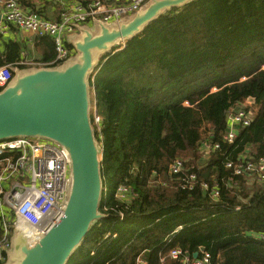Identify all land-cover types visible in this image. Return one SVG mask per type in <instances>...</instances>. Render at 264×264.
<instances>
[{
  "label": "trees",
  "instance_id": "obj_1",
  "mask_svg": "<svg viewBox=\"0 0 264 264\" xmlns=\"http://www.w3.org/2000/svg\"><path fill=\"white\" fill-rule=\"evenodd\" d=\"M16 2L43 17L32 0ZM32 45L40 67L19 65L25 44L0 36V67L55 69L59 63L47 65L53 40L35 37ZM89 90L101 120L97 126L90 116L105 218L91 224L66 264H136L138 256L176 264L171 249L192 256L200 248L212 264H264V241L255 238L264 235V183L248 186L226 168L244 156L264 158V0H189L163 9L98 57ZM243 104L252 121L224 143L227 116ZM204 141L220 149L200 154ZM176 159L184 171L172 176ZM189 173L216 187L218 199L182 189ZM120 185L132 192L126 202L115 197Z\"/></svg>",
  "mask_w": 264,
  "mask_h": 264
},
{
  "label": "built area",
  "instance_id": "obj_2",
  "mask_svg": "<svg viewBox=\"0 0 264 264\" xmlns=\"http://www.w3.org/2000/svg\"><path fill=\"white\" fill-rule=\"evenodd\" d=\"M63 9L58 20H49L40 15L22 9L16 0H0V36L10 28L25 31L33 37H48L53 40L55 58L47 65L65 62L71 55L66 46V36L75 33L78 26L93 21L118 24L125 16L137 13L149 0H90L86 4L65 3L64 0H51ZM19 65L40 67L44 64L29 61L26 53H21ZM14 68L9 65L0 67V88L6 87L12 79ZM253 112L245 106H238L227 116V128L223 142L232 144L238 128L250 125ZM94 124L99 126L100 118L94 112ZM220 149V145L204 141L199 153L208 154ZM236 177L245 183H264V158L244 156L236 163L228 162ZM184 171V161L176 159L170 165L169 173L179 176ZM70 181V158L66 150L49 140L18 137L0 141V262L6 260L11 249L12 238L18 228L35 235H46L63 217L67 189ZM182 189L191 191L199 187L216 201L219 192L205 182H198L195 174H187L182 179ZM132 196L129 187H117L115 197L126 202ZM238 210L239 208H235ZM123 214H119L122 220ZM115 237V235H113ZM256 239L264 241V235L257 234ZM168 258L176 264H212L208 252L202 251L193 258L187 251L171 249ZM164 258L160 257V262ZM136 264H147L138 256Z\"/></svg>",
  "mask_w": 264,
  "mask_h": 264
},
{
  "label": "water",
  "instance_id": "obj_3",
  "mask_svg": "<svg viewBox=\"0 0 264 264\" xmlns=\"http://www.w3.org/2000/svg\"><path fill=\"white\" fill-rule=\"evenodd\" d=\"M187 1L149 0L126 22L115 27L100 24L97 34L84 30L73 44L76 60L59 69L17 70L0 92V141L18 137L49 140L70 158V191L63 217L46 235L16 230L11 247L14 242V250L20 251L17 264H66L91 224L105 218L98 212L103 192L102 156L90 122L88 77L99 56L137 34L163 9ZM202 251L193 253V258Z\"/></svg>",
  "mask_w": 264,
  "mask_h": 264
},
{
  "label": "crops",
  "instance_id": "obj_4",
  "mask_svg": "<svg viewBox=\"0 0 264 264\" xmlns=\"http://www.w3.org/2000/svg\"><path fill=\"white\" fill-rule=\"evenodd\" d=\"M36 6V8L42 13V16L46 19L49 20H58L59 16H60V12L63 9V6L60 4H54L51 0H32ZM64 2L70 3L67 0H64ZM132 15V14H131ZM126 17H129L127 19H124ZM121 21L122 22H126L128 21L131 17L130 15L125 16ZM100 24L102 25H106L108 27H115L116 24H112V23H102L99 21H93L87 24H83L81 26H78L75 33H73L72 35L66 36L65 38V42H66V46L67 47H72L70 49L71 52V58L72 60H76L78 53L77 51L74 49L73 44L77 41L80 40L81 37L83 36V31L84 30H88L91 31L93 34H97L99 31V26ZM5 40H12V41H18L21 42L23 44H25V52L26 53V58L30 57L34 60H38L39 57L36 54V52L33 50V39L35 37H33L30 33L25 32V31H21V30H17L15 28H10V30L4 35L2 36ZM120 44L116 45L115 47H118ZM114 47V48H115ZM17 69H14V72L16 73ZM21 71V70H19Z\"/></svg>",
  "mask_w": 264,
  "mask_h": 264
},
{
  "label": "rangeland",
  "instance_id": "obj_5",
  "mask_svg": "<svg viewBox=\"0 0 264 264\" xmlns=\"http://www.w3.org/2000/svg\"><path fill=\"white\" fill-rule=\"evenodd\" d=\"M147 3H148V2H147ZM147 3H146L144 6H146ZM144 6H143V7H144ZM134 15H135V14L130 15V17H132V16H134ZM127 18H129V17H126V18H124V19H127ZM27 59H28L29 61H30V60H31V61H34V59H32V58H30V57H28ZM73 61H74V60H72L71 56H69L68 59H67L65 62H63V63H59L58 65L54 66V68H55V69L62 68L63 66L68 65V64H70V63L73 62ZM21 72H22V73H25V72H27V70H26V69H22ZM88 101H89V116H91V114L94 115V94H93V92L91 93L90 90H89V92H88ZM249 103H250V102H249ZM241 106H245V107H246L245 104H243V105H241ZM91 127H92V125H91ZM92 129H93V127H92ZM69 191H70V188H69V186H68V190H67V192H69ZM14 244H15V243L13 242V245H12L11 249L8 251V255H6V260H5V263H4V264H17L18 260L21 258L20 251H19V250H16V251L14 250Z\"/></svg>",
  "mask_w": 264,
  "mask_h": 264
}]
</instances>
